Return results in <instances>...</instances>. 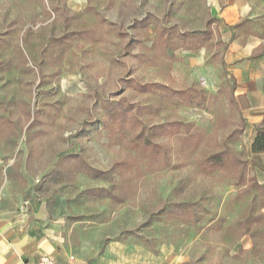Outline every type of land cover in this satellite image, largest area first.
<instances>
[{
  "label": "rangeland",
  "instance_id": "obj_1",
  "mask_svg": "<svg viewBox=\"0 0 264 264\" xmlns=\"http://www.w3.org/2000/svg\"><path fill=\"white\" fill-rule=\"evenodd\" d=\"M249 4L231 28L206 0H0V217L43 206L83 264H264Z\"/></svg>",
  "mask_w": 264,
  "mask_h": 264
},
{
  "label": "crops",
  "instance_id": "obj_2",
  "mask_svg": "<svg viewBox=\"0 0 264 264\" xmlns=\"http://www.w3.org/2000/svg\"><path fill=\"white\" fill-rule=\"evenodd\" d=\"M206 1L211 15L226 27L239 25L250 11L249 0ZM226 40L229 44L233 41L230 34ZM257 47L258 43L253 40L247 41L243 47L230 45V64L240 61L232 66V77L238 94L247 100V127L253 133L250 145L255 136L253 128L261 123L264 116V59L258 55L252 57ZM234 52L237 53L235 57ZM261 182L264 183V177ZM262 212L264 214V208ZM42 255L52 256L57 264H83L70 255L56 227L49 224L43 206L31 213L22 211L0 217V264H37Z\"/></svg>",
  "mask_w": 264,
  "mask_h": 264
},
{
  "label": "trees",
  "instance_id": "obj_3",
  "mask_svg": "<svg viewBox=\"0 0 264 264\" xmlns=\"http://www.w3.org/2000/svg\"><path fill=\"white\" fill-rule=\"evenodd\" d=\"M239 25H236L235 27H237ZM233 81L234 78L232 77ZM250 151L251 154L253 155L254 159V165L258 166V164L256 163V159L259 157V155L264 153V116L262 118V121L259 125L256 126L255 128V136L254 139L252 141V144L250 146ZM223 153H219L213 156L214 159H219L223 156ZM236 162H238V160L236 159ZM189 204H185V203H179L176 205L177 208L179 209H183L186 206H188ZM196 215L195 213L193 214V216ZM143 225H141L142 227ZM128 234L130 235H134V232L129 231Z\"/></svg>",
  "mask_w": 264,
  "mask_h": 264
},
{
  "label": "built area",
  "instance_id": "obj_4",
  "mask_svg": "<svg viewBox=\"0 0 264 264\" xmlns=\"http://www.w3.org/2000/svg\"><path fill=\"white\" fill-rule=\"evenodd\" d=\"M37 264H57V262L52 256L42 255L39 257Z\"/></svg>",
  "mask_w": 264,
  "mask_h": 264
}]
</instances>
